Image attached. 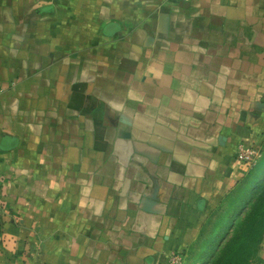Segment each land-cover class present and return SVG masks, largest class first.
Instances as JSON below:
<instances>
[{
    "label": "crops",
    "instance_id": "0c3cea01",
    "mask_svg": "<svg viewBox=\"0 0 264 264\" xmlns=\"http://www.w3.org/2000/svg\"><path fill=\"white\" fill-rule=\"evenodd\" d=\"M240 145L264 150V0H0V264L187 258Z\"/></svg>",
    "mask_w": 264,
    "mask_h": 264
},
{
    "label": "rangeland",
    "instance_id": "374dc122",
    "mask_svg": "<svg viewBox=\"0 0 264 264\" xmlns=\"http://www.w3.org/2000/svg\"><path fill=\"white\" fill-rule=\"evenodd\" d=\"M248 181L209 220L184 264H264V150Z\"/></svg>",
    "mask_w": 264,
    "mask_h": 264
},
{
    "label": "built area",
    "instance_id": "2783aa9c",
    "mask_svg": "<svg viewBox=\"0 0 264 264\" xmlns=\"http://www.w3.org/2000/svg\"><path fill=\"white\" fill-rule=\"evenodd\" d=\"M188 1V0H185ZM263 156V150L260 148H245L240 145L237 148L236 158L246 164L251 170L255 168ZM2 206L0 200V208ZM185 258L182 255H174L170 264H184Z\"/></svg>",
    "mask_w": 264,
    "mask_h": 264
},
{
    "label": "trees",
    "instance_id": "16d2710c",
    "mask_svg": "<svg viewBox=\"0 0 264 264\" xmlns=\"http://www.w3.org/2000/svg\"><path fill=\"white\" fill-rule=\"evenodd\" d=\"M257 167V166H256ZM255 168H253L251 171H253ZM250 176H251V172H250V174H249V176H248V178H247V180L245 181V182H247L246 184H250V182L248 181L249 179H250ZM240 193L237 191V193H236V195L235 196H237V195H239ZM247 193H245V195H246ZM233 197V196H232ZM231 197V198H232ZM231 198H229V200H231ZM229 200H228V202H229ZM240 204V203H239ZM205 229L203 230V232H202V234H201V238H200V241H199V243L203 240V238H204V235H205ZM197 244H195L194 246H193V248L196 246ZM193 248H192V250H193ZM191 250V251H192ZM185 257V256H184ZM188 257H189V255H188ZM225 258H227V259H229L230 258V256H226L225 255ZM261 260H262V258H261ZM185 262V261H184Z\"/></svg>",
    "mask_w": 264,
    "mask_h": 264
}]
</instances>
